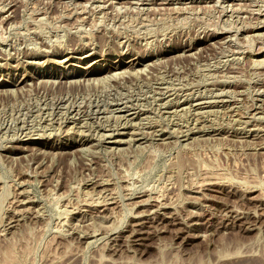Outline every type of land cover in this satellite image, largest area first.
Wrapping results in <instances>:
<instances>
[{"label": "rangeland", "instance_id": "obj_1", "mask_svg": "<svg viewBox=\"0 0 264 264\" xmlns=\"http://www.w3.org/2000/svg\"><path fill=\"white\" fill-rule=\"evenodd\" d=\"M0 264H264V0H0Z\"/></svg>", "mask_w": 264, "mask_h": 264}, {"label": "bare ground", "instance_id": "obj_2", "mask_svg": "<svg viewBox=\"0 0 264 264\" xmlns=\"http://www.w3.org/2000/svg\"><path fill=\"white\" fill-rule=\"evenodd\" d=\"M105 200V199H104ZM133 205V204H132Z\"/></svg>", "mask_w": 264, "mask_h": 264}]
</instances>
